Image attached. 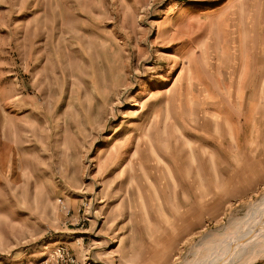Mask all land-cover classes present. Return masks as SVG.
Returning <instances> with one entry per match:
<instances>
[{
	"label": "rangeland",
	"instance_id": "obj_1",
	"mask_svg": "<svg viewBox=\"0 0 264 264\" xmlns=\"http://www.w3.org/2000/svg\"><path fill=\"white\" fill-rule=\"evenodd\" d=\"M263 199L264 0H0V264H187Z\"/></svg>",
	"mask_w": 264,
	"mask_h": 264
},
{
	"label": "bare ground",
	"instance_id": "obj_2",
	"mask_svg": "<svg viewBox=\"0 0 264 264\" xmlns=\"http://www.w3.org/2000/svg\"><path fill=\"white\" fill-rule=\"evenodd\" d=\"M187 264H253L264 258V199L246 216L220 232L208 234Z\"/></svg>",
	"mask_w": 264,
	"mask_h": 264
},
{
	"label": "built area",
	"instance_id": "obj_3",
	"mask_svg": "<svg viewBox=\"0 0 264 264\" xmlns=\"http://www.w3.org/2000/svg\"><path fill=\"white\" fill-rule=\"evenodd\" d=\"M86 259V262H81L70 248L60 245L48 250L46 256L36 264H93L88 257Z\"/></svg>",
	"mask_w": 264,
	"mask_h": 264
}]
</instances>
